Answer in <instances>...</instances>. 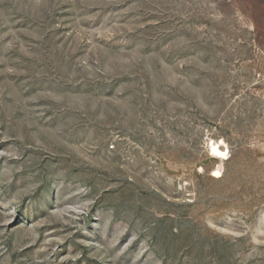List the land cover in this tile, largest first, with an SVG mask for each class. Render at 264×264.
Wrapping results in <instances>:
<instances>
[{
    "label": "rangeland",
    "instance_id": "rangeland-1",
    "mask_svg": "<svg viewBox=\"0 0 264 264\" xmlns=\"http://www.w3.org/2000/svg\"><path fill=\"white\" fill-rule=\"evenodd\" d=\"M0 264H264V0H0Z\"/></svg>",
    "mask_w": 264,
    "mask_h": 264
}]
</instances>
